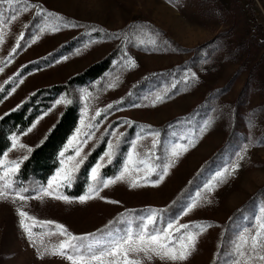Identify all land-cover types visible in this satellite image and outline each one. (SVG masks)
Instances as JSON below:
<instances>
[{"label": "rangeland", "instance_id": "374dc122", "mask_svg": "<svg viewBox=\"0 0 264 264\" xmlns=\"http://www.w3.org/2000/svg\"><path fill=\"white\" fill-rule=\"evenodd\" d=\"M27 3L37 7L20 12L21 4L15 9L0 6V15L7 25L3 27L4 39L0 43L3 69L0 89L9 84V93L0 102V119L40 89L65 84L110 57L113 65L97 82L59 96L37 118L31 132L28 129L33 125L11 137L17 136L20 143L36 148L64 110L78 103L81 118L62 150L64 157L60 155L58 169L62 159L74 155L80 139H88L81 136L70 144L78 129L94 133L83 146L82 155L87 154V159L105 138L108 144L116 143L119 137L117 155L110 164L105 159L101 169L105 179L120 175L131 144L138 139L137 151L142 155L154 153L156 157L169 155L174 144H187L189 139L195 140V145L180 156L158 184L156 174L150 175L147 183L140 180L144 186L136 188L130 187L131 178H126L83 204L78 202L80 196L74 198L70 192L65 193L64 187L60 192L72 198L73 203L49 197L42 201L0 200V264H70L60 256L40 258L37 247L29 242L20 226L18 208L38 221L62 224L77 236L100 235L102 230L109 229L115 232L124 229L130 218L138 222L152 210L161 212L173 202L178 204L191 180L218 151L222 152L220 161L197 184L182 209L174 212L172 222L210 226L198 237L196 251L183 264H233L238 259L236 246L240 238L252 234L258 219L264 217V206H257L251 211L250 226L243 219L228 234L236 211L264 187V0H27ZM13 14L17 15L14 21L8 19ZM43 14L45 17L38 19L39 24L31 31L33 17ZM56 27L59 30L52 31ZM82 36L87 40L78 41L73 51L60 50ZM129 58L135 61V67L125 66ZM157 96L163 97L162 100L156 101ZM62 98L71 103L58 104ZM108 105L112 107L109 109ZM86 107L87 117L83 115ZM104 109L107 111L101 116L91 119ZM194 109L197 112L193 117L170 124ZM82 119L96 127L82 128ZM206 123L209 126L201 133ZM114 131L116 136L111 134ZM157 132V147L152 149L153 134ZM11 146L12 141L6 151L9 160L31 153L19 148L9 151ZM235 163L239 169L209 191L207 186L216 181L217 174ZM143 175L133 173L135 178ZM88 179L81 196L93 183L90 174ZM193 201H198V206L185 215ZM160 226H166V220ZM32 230L40 233L48 228L37 226ZM190 230L198 231L194 227ZM62 239L58 235L44 236V243L54 245ZM152 264L165 262L156 259Z\"/></svg>", "mask_w": 264, "mask_h": 264}, {"label": "snow or ice", "instance_id": "6c2138e0", "mask_svg": "<svg viewBox=\"0 0 264 264\" xmlns=\"http://www.w3.org/2000/svg\"><path fill=\"white\" fill-rule=\"evenodd\" d=\"M17 4H21L19 8L20 12H27L30 8L37 7L36 5H30L27 0H0V6L7 5L8 9H15ZM48 16H52L51 13H46ZM8 19L14 21L17 19V15L13 14ZM57 19H60L57 17ZM6 21L3 15H0V43L4 39L3 27H6ZM44 29H42L43 31ZM59 28H53L52 31H58ZM23 39V36L20 37ZM19 41H17V47H19ZM15 49L12 50L13 54ZM135 67V61L130 58L127 59L125 66ZM3 69L0 68V71ZM192 79L195 80V74H192ZM3 90V89H0ZM15 89H13L14 91ZM163 97L157 96L156 101L162 100ZM58 104H70L71 101L62 98L57 101ZM112 105H108L110 109ZM107 109L98 110L95 116L91 119L101 116L102 112H106ZM87 117V107L83 113ZM82 128L91 130L96 125L91 122L85 123V120H81ZM130 123V122H129ZM33 124L32 128L28 129L31 132L35 128ZM209 125L206 123L204 128L201 129L203 133ZM27 134V133H25ZM116 136V132L111 133ZM94 133L91 131L77 130V135L69 142L73 144L81 136L91 139ZM123 135L122 133L120 134ZM159 133L153 134V140L151 148L157 147V141L155 137H158ZM88 139H80L79 144L75 147L74 155L68 156L66 159L61 160V167L56 174L47 182L46 187H41L38 194L34 196H25L23 193L27 192V189H16L14 185L16 181L14 177L19 173L21 164L28 159L25 155L18 160H9L8 152L3 153L0 156V200H11L12 202L27 201L28 199L43 200L46 197L62 200L65 203H73L74 200L60 192L62 187H69L75 180V174L79 171L80 167L87 159V154L82 155L83 146L88 143ZM12 146L9 151L19 149H25L27 152H32L30 146H26L20 143L19 137H11ZM120 138L117 137L116 143L109 142L107 144V150L100 158L94 167L90 171V179L93 182L89 185L88 192L78 198L79 203H86L88 200L99 197L100 192L104 189L117 183L118 181H124L126 178L129 180L130 187H142L144 184L140 183L143 180L148 182V177L152 174L158 175L159 179L156 184L163 181L164 177L168 175L169 169L172 168L180 156L187 152L190 147L195 145V140L189 139L187 144H174L170 149V154L165 157H156L154 153H144L143 155L137 151L139 145V139L131 144V151L127 154V162L123 167V171L120 175L112 179H105L101 175V169L105 166V159L107 163H111L113 158L117 155ZM67 151V149H65ZM61 157H64V152L60 153ZM159 159L160 163H155ZM243 159V156L240 157ZM239 169V164L235 163L230 168H225L223 171L217 174L216 181L209 184L208 190L211 191L216 184L223 183L227 176L234 174ZM143 172V177L135 178L133 173ZM210 202V201H209ZM108 203H118L117 201H108ZM198 206V201H193L187 206V211L191 212ZM17 214L20 219V226L28 236L29 242L37 247L40 258L44 255L60 256L67 259L70 264H152L156 259H159L165 264H183L187 261L191 255L196 251L198 237L206 231L208 225H189L179 224L178 222H167L166 226H160L158 222V213L152 210L146 217H140L138 222L127 221V226L122 230L103 231L102 234H87L77 236L68 231V229L62 225L55 223L54 221H38L35 217L29 216V214L22 208L17 209ZM31 223H28V222ZM135 224V226H134ZM48 228L46 232L34 233V227ZM196 228L198 231H192L191 228ZM58 235L63 239L54 245H45L44 236ZM236 255L238 259L233 261V264H264V217H261L257 221V226L253 233L250 235L242 236L239 244L236 246Z\"/></svg>", "mask_w": 264, "mask_h": 264}, {"label": "trees", "instance_id": "16d2710c", "mask_svg": "<svg viewBox=\"0 0 264 264\" xmlns=\"http://www.w3.org/2000/svg\"><path fill=\"white\" fill-rule=\"evenodd\" d=\"M45 17V14L38 15V17L31 20L32 24L29 25L31 31L36 28L38 19ZM31 31L29 32L31 34ZM87 37L82 36L74 39L60 50L67 53L77 48L78 41H86ZM115 59V58H114ZM113 57L107 58L99 63H95L87 68L81 74L75 75L69 79L65 84L54 85L51 87L43 88L31 95L19 108L13 110L0 119V156L3 155L11 144V136L13 134H21L26 129L31 127L39 116L44 114L52 105V103L62 94H70L74 89L90 86L104 77L113 65ZM8 85H6L0 92V102L9 93ZM197 110H192L184 118H179L176 121H170V124H175L180 121L186 120L188 117H193ZM81 118V106L78 103L70 104L62 113L52 130L46 138L29 154L28 159L25 160L21 166L20 171L14 177L16 189L24 188L28 191L23 193L25 196H32L39 192L41 187H45L49 178L58 169L60 163V153L67 144L69 138L73 135ZM169 124V125H170ZM167 128V126H166ZM108 137V136H106ZM106 138L100 143L88 157L80 172L76 175V180L69 187H64V192L73 195L74 198L81 196L89 182L88 176L91 168L96 164L97 160L106 149ZM222 152L218 151L213 157L205 163L201 170L191 180V184L182 192L185 193L180 199L179 203H172L165 210L157 212L158 222L175 219L174 212L182 209V205L187 203L197 189V184L202 182L204 178L211 171V167L215 166L219 161ZM181 194V195H182ZM180 195V196H181ZM257 206H264V187L260 188L248 201H246L236 211L234 221L230 224L228 234L234 232L237 227V222L245 220L247 226L251 225L250 217L252 210ZM264 208V207H263ZM133 221L132 218L129 221ZM127 225V223H124ZM234 228V229H233Z\"/></svg>", "mask_w": 264, "mask_h": 264}]
</instances>
